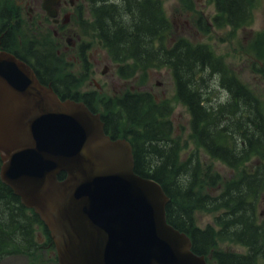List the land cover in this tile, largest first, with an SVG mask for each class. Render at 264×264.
Listing matches in <instances>:
<instances>
[{
	"label": "trees",
	"instance_id": "1",
	"mask_svg": "<svg viewBox=\"0 0 264 264\" xmlns=\"http://www.w3.org/2000/svg\"><path fill=\"white\" fill-rule=\"evenodd\" d=\"M89 1L93 16L90 27L112 59L133 61L129 68L119 67L118 73L128 76L153 66L171 68L175 99L190 113L193 143L211 158L238 170V177L225 183L218 195L203 192L204 186H215L219 176H207L198 162L190 159L178 163L177 144L169 139L171 106L157 105L149 94H127L113 105L109 102L107 111L113 106L117 111L101 116L104 130L112 139L130 140L134 172L162 186L170 198L167 221L190 237L195 254H211L216 264H258V259H264V220H259L256 213L257 201L264 193L261 102L207 46L177 39L171 48H164L163 37L170 31V24L159 0ZM254 1L214 0L217 12L214 23L232 28L247 25ZM253 45L263 60L264 71V31L255 35ZM52 66L47 63L46 71L54 76L57 71ZM65 81L69 94L79 82L71 75ZM90 103L87 106L91 109ZM252 159L255 162L247 164ZM200 210H222L215 218L218 230L196 226L194 212ZM39 223L38 217L0 182V258L11 254L34 255L37 248L33 226ZM222 241L246 246L248 253L241 256L216 250Z\"/></svg>",
	"mask_w": 264,
	"mask_h": 264
},
{
	"label": "water",
	"instance_id": "2",
	"mask_svg": "<svg viewBox=\"0 0 264 264\" xmlns=\"http://www.w3.org/2000/svg\"><path fill=\"white\" fill-rule=\"evenodd\" d=\"M0 147V180L48 226L59 264H207L166 222L162 188L134 174L130 145L2 55Z\"/></svg>",
	"mask_w": 264,
	"mask_h": 264
},
{
	"label": "rangeland",
	"instance_id": "3",
	"mask_svg": "<svg viewBox=\"0 0 264 264\" xmlns=\"http://www.w3.org/2000/svg\"><path fill=\"white\" fill-rule=\"evenodd\" d=\"M27 0H9L8 5L19 7L25 6ZM83 0H80L82 3ZM161 7L163 13L170 22V34L167 31L164 35V42L167 46L172 43L173 37L187 38L192 44H203L213 50L216 55L223 59V63L228 70H231L238 79L249 88L260 100L264 107V73L261 74L260 66L253 57L249 44L252 43L253 36L264 29V0H258L251 9V22L247 26L232 30L229 27L216 26L212 22L215 15L213 0H162ZM83 13L89 18L88 9L84 2ZM27 10H22L21 20L23 22L22 32L31 37L30 24L25 14ZM80 32V31H79ZM172 34V38H170ZM41 35H38L40 38ZM93 39L90 35L82 40ZM93 41L92 48L87 54L89 58V70L87 78L83 82L80 91L96 92L98 96L105 98L119 96L126 91H149L156 100H165L172 108L170 118L172 120L173 137L179 142L177 160L178 163H184L196 153L199 165L205 174H216L219 176V182L215 186H205L204 191L211 194H218L224 187V184L237 176V171L230 169L218 161L212 160L202 149L195 148L190 134V116L186 107L176 102L175 87L171 71L164 67L158 70L139 71L132 78L124 80L117 76V65L112 63L105 49L96 46ZM55 48L64 54V59L70 64L69 70L79 75L83 73L80 63L71 59L75 52L72 49L66 50L62 40L54 41ZM77 56V53H76ZM264 200V196H262ZM260 199L257 212L264 217V202ZM219 212L195 211L194 219L199 228H205L208 225L213 226L215 217ZM41 229L36 232L38 242H43L44 238L40 234ZM40 240V241H39ZM218 250L229 251L233 253H245L246 249L238 244L229 242H219ZM40 249V248H39ZM38 251L37 258L29 259L25 254H14L3 256L0 264H56L48 253ZM54 256V255H53ZM53 258V257H52ZM264 264L263 262H261Z\"/></svg>",
	"mask_w": 264,
	"mask_h": 264
},
{
	"label": "flooded vegetation",
	"instance_id": "4",
	"mask_svg": "<svg viewBox=\"0 0 264 264\" xmlns=\"http://www.w3.org/2000/svg\"><path fill=\"white\" fill-rule=\"evenodd\" d=\"M78 0H58L56 5L57 17L56 21L47 16L42 4L43 0H27L25 6L19 5L13 10V6L6 7L0 5V50L4 52H12L16 57L24 61L39 58L37 47L30 45L33 35L38 36L39 33L49 34L52 32L54 36L65 37L69 36L72 31V19L76 17L75 8L80 10ZM27 10L25 17L30 24L31 37L23 34V22L21 20L22 10ZM16 30L17 35L14 33ZM18 46L14 47V46ZM76 46V43L75 45ZM80 50L81 45H77ZM41 83H48L45 76L40 80Z\"/></svg>",
	"mask_w": 264,
	"mask_h": 264
}]
</instances>
